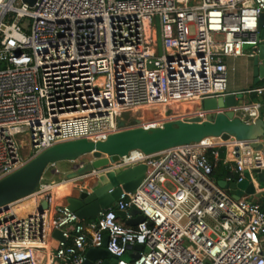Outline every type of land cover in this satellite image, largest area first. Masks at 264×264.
<instances>
[{
	"label": "built area",
	"instance_id": "2783aa9c",
	"mask_svg": "<svg viewBox=\"0 0 264 264\" xmlns=\"http://www.w3.org/2000/svg\"><path fill=\"white\" fill-rule=\"evenodd\" d=\"M263 13L264 0H0V180L61 142L150 130L166 123H150L162 116L218 114L183 105L230 93L226 59L257 54ZM255 92L261 101L234 108L247 122L263 117L264 85ZM146 105L165 112L129 126L123 114ZM206 139L152 154L132 150L81 176L146 165L135 192L124 191L91 219L57 203L52 186L61 182H41L0 208V264H85L106 236L114 264H264V206L220 186L211 158L218 144ZM223 141H231L235 162L228 182L264 169V151L253 141ZM27 199L31 209L23 212L17 204ZM133 208L145 218L135 225L128 223ZM55 230L63 234L57 248Z\"/></svg>",
	"mask_w": 264,
	"mask_h": 264
},
{
	"label": "water",
	"instance_id": "95a60500",
	"mask_svg": "<svg viewBox=\"0 0 264 264\" xmlns=\"http://www.w3.org/2000/svg\"><path fill=\"white\" fill-rule=\"evenodd\" d=\"M24 1L33 5L36 0ZM263 22L264 13L260 16V30L264 38ZM254 64L258 77L264 79V42L257 49ZM243 104L244 91L230 92L219 98L212 97L183 105L184 112L222 110L218 114L210 115L206 120L197 116L189 120L166 122L163 126L150 130L142 126L124 129L109 135L106 140L93 141L81 138L55 144L35 156L20 169L0 180V208H6L10 203L35 193L51 164L63 161L74 162L88 154L93 155V160L71 172L68 177H79L78 186L56 192L57 203L68 206L81 219L94 218L107 207L116 206L124 191L135 192L144 178L146 171L144 164L106 170L86 181L80 178L94 169L109 167L112 162L118 161L121 156L127 155L132 150L139 149L147 154H152L174 146L199 142L209 137H220L223 140L231 138L251 140L256 150L264 151V118L260 116L251 122L243 120L234 110ZM160 116V114L145 116L138 119V122ZM119 124L124 126L125 122L121 120ZM218 182L220 186L228 189L236 197L245 194L256 195L258 198L264 197V190L257 192L256 187V182L261 187L264 186V169H253L252 172L245 170L244 179L240 182H228L227 180ZM83 184L87 190L81 189ZM47 205V201H43L40 210L42 211ZM130 213L135 215V218L128 220L129 224L135 225L145 219L137 208L131 209ZM119 214L126 217V211H120ZM62 239V231L55 230L52 237L53 246L57 248ZM107 244L108 236L105 238L103 247L90 248L87 251L88 259L85 264H93L96 259H103V264H114L115 258L109 262L110 252L107 249ZM136 247L139 250L143 249L142 245Z\"/></svg>",
	"mask_w": 264,
	"mask_h": 264
},
{
	"label": "crops",
	"instance_id": "0c3cea01",
	"mask_svg": "<svg viewBox=\"0 0 264 264\" xmlns=\"http://www.w3.org/2000/svg\"><path fill=\"white\" fill-rule=\"evenodd\" d=\"M255 56L228 57L226 59V62L228 64L229 77H230V78L228 77V91L229 92L244 91V102L246 104H251L262 100V98L255 92L256 88L264 85V79H260L255 70V64H254ZM230 72L234 73L233 75H231L232 77L230 76ZM146 106L151 107L152 105H146ZM261 114L264 117V99H263V106L261 108ZM181 115L183 116L185 114H181ZM249 120L251 119L249 118ZM150 123L156 124L158 126L161 125L160 119L155 120L154 122L151 121ZM220 140H221L220 137H213V138H209L205 142L215 141L212 144H216ZM217 146L218 149H216V151L218 153L215 156L213 153L211 155V158L215 164L214 177L218 181L226 180L227 177H229L230 168L231 166L233 167L235 165V162L232 161L231 156L228 153V148H229L228 144L219 142ZM88 162L81 164L86 165ZM81 164H79L78 168L81 166ZM71 172L72 170L69 171V174ZM69 174L63 180H69V187H77L78 186L77 181L79 177L68 178ZM256 187H257V192H261L264 190V186L261 187L257 182H256ZM254 196L264 206V197L258 198L256 195Z\"/></svg>",
	"mask_w": 264,
	"mask_h": 264
},
{
	"label": "rangeland",
	"instance_id": "374dc122",
	"mask_svg": "<svg viewBox=\"0 0 264 264\" xmlns=\"http://www.w3.org/2000/svg\"><path fill=\"white\" fill-rule=\"evenodd\" d=\"M158 33H159V43H160V49H161L160 32L158 31ZM161 52H162V49H161ZM4 66H5L4 64H0V68H3ZM233 74H234L233 72H230V76L233 75ZM143 107H146V108H139V109H136L135 111H132L130 113L126 112V113L123 114L122 117L127 123H129V126H134L136 124H139L137 122V120L142 118L145 115H149V114H153L154 115V114H157V113H164L165 112L164 108H158V107H154V108L152 107L151 108V107H148V106H143ZM170 113H171V109L168 110V115H170ZM173 117L177 118L175 120H182V119L186 118L187 116H185V117H182V115L170 116V117L167 118V119H169L167 121L172 120ZM161 125H163V124H161ZM219 142L220 143H225L226 142L229 145L232 144L231 141H223L222 139L220 141H218L216 144H218ZM92 158H93V155L92 154H88V155H85V156L81 157L79 160L74 161V162H71V161L58 162L57 166L59 167L60 171L56 172L55 168L48 169L45 172V175H44V178H43L42 182L43 183L61 182L64 178H66L68 176L70 170H72V172H73L74 170L78 169L79 164L86 163V162L90 161ZM23 203H25L24 204L25 207H30L31 201L28 200V199L24 200V201H21L20 203L17 204V206L21 205ZM125 258L128 259V260L131 259L129 254H126Z\"/></svg>",
	"mask_w": 264,
	"mask_h": 264
},
{
	"label": "bare ground",
	"instance_id": "6f19581e",
	"mask_svg": "<svg viewBox=\"0 0 264 264\" xmlns=\"http://www.w3.org/2000/svg\"><path fill=\"white\" fill-rule=\"evenodd\" d=\"M153 114H149V115H146V116H152ZM185 116H187V115H183L182 117H185ZM205 116V115H204ZM168 117L167 116H162L161 118H159L160 119V122H161V124H164V122H166L167 120H169V119H167ZM205 118V117H204ZM175 119H177V118H173L172 120H175ZM158 120V119H157ZM154 122V121H153ZM213 138V137H212ZM209 139V138H208ZM208 139H206V140H208ZM205 140V141H206ZM223 140V139H222ZM204 141V142H205ZM215 141H207V142H205V143H210V144H212V143H214ZM234 143H238V144H240V145H242L243 143L242 142H234ZM66 181V182H65ZM64 182H61V183H58V184H54L53 186H52V189H53V192H55V194H56V192L58 191V190H60V191H65V190H67V188L69 187V180H65ZM24 204L25 203H23V204H21V205H19L18 206V208H19V210H21V211H23V212H25L26 210H29V209H31V205H32V203H30V207H25L24 206Z\"/></svg>",
	"mask_w": 264,
	"mask_h": 264
},
{
	"label": "trees",
	"instance_id": "16d2710c",
	"mask_svg": "<svg viewBox=\"0 0 264 264\" xmlns=\"http://www.w3.org/2000/svg\"><path fill=\"white\" fill-rule=\"evenodd\" d=\"M213 149H215V150H216V149H218V148H213ZM219 149H221V148H219ZM211 151H212V150H211ZM228 172H229V171H228ZM230 174H231V173H230ZM230 174H229V175H230ZM233 178H236V176H233Z\"/></svg>",
	"mask_w": 264,
	"mask_h": 264
}]
</instances>
